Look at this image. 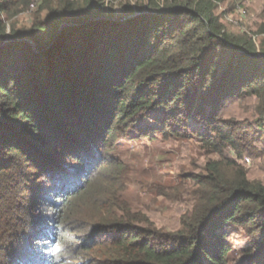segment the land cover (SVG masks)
Segmentation results:
<instances>
[{"label": "trees", "instance_id": "obj_1", "mask_svg": "<svg viewBox=\"0 0 264 264\" xmlns=\"http://www.w3.org/2000/svg\"><path fill=\"white\" fill-rule=\"evenodd\" d=\"M220 2L0 0V264H264V181L236 162L264 145V20L228 30ZM134 133L223 161L176 229L114 212Z\"/></svg>", "mask_w": 264, "mask_h": 264}, {"label": "rangeland", "instance_id": "obj_2", "mask_svg": "<svg viewBox=\"0 0 264 264\" xmlns=\"http://www.w3.org/2000/svg\"><path fill=\"white\" fill-rule=\"evenodd\" d=\"M215 12H223L224 25L236 33H252L256 24L264 20L261 0H221ZM33 15V11L18 13L10 22L17 27H27ZM252 104L249 101V105ZM236 107V104L229 107L227 114L238 112L241 116H250L252 113V109L244 113ZM257 144L240 159L232 152L228 155L236 158L247 178L264 181V145ZM112 155L123 163L124 171L119 180L125 184L116 195L119 200L111 197V202L120 207H113L114 212L122 214L124 203L127 212L137 216L136 220L164 231L178 228L181 215L191 211L198 195L197 180L207 174V164L223 162L195 139L168 138L161 134L152 139L138 133L122 137ZM24 202L26 205V199ZM238 238L241 236L233 235L230 244L236 245ZM232 255L241 257L238 252Z\"/></svg>", "mask_w": 264, "mask_h": 264}, {"label": "water", "instance_id": "obj_3", "mask_svg": "<svg viewBox=\"0 0 264 264\" xmlns=\"http://www.w3.org/2000/svg\"><path fill=\"white\" fill-rule=\"evenodd\" d=\"M140 13H136V14H131V15H128L127 17H122L121 18V20L122 21H125L126 19H128V18H133V17H135V16H137V15H139ZM64 26V24L62 25V27Z\"/></svg>", "mask_w": 264, "mask_h": 264}]
</instances>
